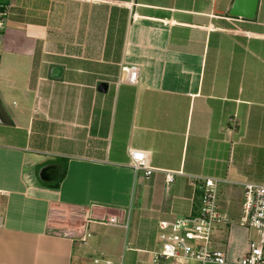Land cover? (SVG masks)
Wrapping results in <instances>:
<instances>
[{
  "label": "crops",
  "instance_id": "crops-1",
  "mask_svg": "<svg viewBox=\"0 0 264 264\" xmlns=\"http://www.w3.org/2000/svg\"><path fill=\"white\" fill-rule=\"evenodd\" d=\"M233 2L0 0V264H152L158 224L195 212L192 178L220 182L216 245L243 253V185L264 180V0L253 21ZM128 149L149 153L148 179Z\"/></svg>",
  "mask_w": 264,
  "mask_h": 264
},
{
  "label": "built area",
  "instance_id": "built-area-1",
  "mask_svg": "<svg viewBox=\"0 0 264 264\" xmlns=\"http://www.w3.org/2000/svg\"><path fill=\"white\" fill-rule=\"evenodd\" d=\"M5 16L6 12H0ZM1 28V22H0ZM125 83L136 86L140 79V68L131 65L123 69ZM130 167L142 171L148 179L155 170L149 166V153L128 149ZM173 174L166 173L165 181L170 183ZM220 182L210 178H192L191 184L197 192L195 212L174 221H162L158 224V250L152 252L150 262L158 264L165 260H195L213 264H264V180L260 184L243 185L241 216L237 222L239 228L248 233L243 253L234 256L229 246L217 247L216 234L223 232L225 226H231L228 217L217 207V188ZM1 224V223H0ZM107 224L120 225L110 219ZM91 237L84 234L80 243L85 245ZM88 264H113L110 261L95 258Z\"/></svg>",
  "mask_w": 264,
  "mask_h": 264
},
{
  "label": "water",
  "instance_id": "water-1",
  "mask_svg": "<svg viewBox=\"0 0 264 264\" xmlns=\"http://www.w3.org/2000/svg\"><path fill=\"white\" fill-rule=\"evenodd\" d=\"M259 0H234L228 14L231 18L253 21L256 18Z\"/></svg>",
  "mask_w": 264,
  "mask_h": 264
},
{
  "label": "rangeland",
  "instance_id": "rangeland-1",
  "mask_svg": "<svg viewBox=\"0 0 264 264\" xmlns=\"http://www.w3.org/2000/svg\"><path fill=\"white\" fill-rule=\"evenodd\" d=\"M263 165H264V158H261L260 165H259L260 172H261V167H263ZM261 179L262 178H260L257 182H261ZM231 201H232V207L234 209V213L235 214L239 213V211H240V203H241V196H235ZM92 260L93 259H91V261Z\"/></svg>",
  "mask_w": 264,
  "mask_h": 264
}]
</instances>
